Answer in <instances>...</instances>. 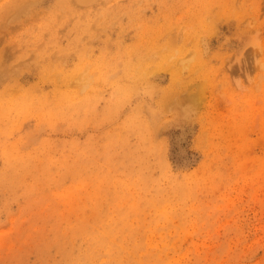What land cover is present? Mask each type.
I'll use <instances>...</instances> for the list:
<instances>
[{
  "label": "rangeland",
  "instance_id": "374dc122",
  "mask_svg": "<svg viewBox=\"0 0 264 264\" xmlns=\"http://www.w3.org/2000/svg\"><path fill=\"white\" fill-rule=\"evenodd\" d=\"M0 264H264V0H0Z\"/></svg>",
  "mask_w": 264,
  "mask_h": 264
},
{
  "label": "bare ground",
  "instance_id": "6f19581e",
  "mask_svg": "<svg viewBox=\"0 0 264 264\" xmlns=\"http://www.w3.org/2000/svg\"><path fill=\"white\" fill-rule=\"evenodd\" d=\"M93 254V253H92ZM88 255V254H87ZM87 255H85V256H87ZM83 257V256H82ZM98 261V260H97ZM122 262V261H121ZM98 263V262H97Z\"/></svg>",
  "mask_w": 264,
  "mask_h": 264
}]
</instances>
